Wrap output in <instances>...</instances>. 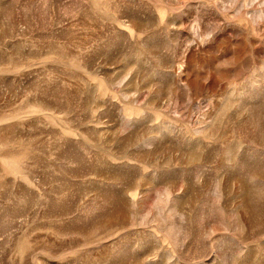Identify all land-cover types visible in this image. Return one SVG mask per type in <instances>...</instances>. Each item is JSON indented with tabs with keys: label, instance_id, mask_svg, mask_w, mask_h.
Masks as SVG:
<instances>
[{
	"label": "rangeland",
	"instance_id": "rangeland-1",
	"mask_svg": "<svg viewBox=\"0 0 264 264\" xmlns=\"http://www.w3.org/2000/svg\"><path fill=\"white\" fill-rule=\"evenodd\" d=\"M0 264H264V0H0Z\"/></svg>",
	"mask_w": 264,
	"mask_h": 264
}]
</instances>
